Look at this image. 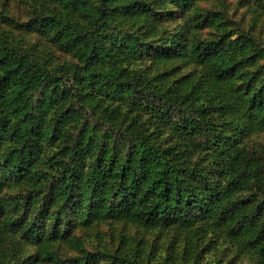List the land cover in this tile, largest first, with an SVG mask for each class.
Here are the masks:
<instances>
[{
	"label": "trees",
	"instance_id": "1",
	"mask_svg": "<svg viewBox=\"0 0 264 264\" xmlns=\"http://www.w3.org/2000/svg\"><path fill=\"white\" fill-rule=\"evenodd\" d=\"M32 1L44 5L48 0ZM66 1L67 9L47 16L45 27L55 33L60 44L78 45L85 58L95 51L97 34L103 37L118 35L123 32L121 25L140 24L149 35L161 34L153 20L158 6L154 2L114 0L118 9L114 17L99 6L92 20L82 24L76 17L77 20L68 17L67 10L69 13L83 12L89 0ZM159 1L160 4L166 1L185 6L190 2ZM185 39L173 35L166 38V44L161 47L157 42L151 46L144 44L151 52L152 67L157 69L151 80L132 82L120 73L114 74L112 68L95 72L86 69L85 73L94 82L131 91L137 102L157 110L163 119L176 121L182 137L193 141L195 149H222L223 140L216 139L210 126L212 111L221 107L236 109L240 125L247 122L251 133L258 129L264 134V86L253 83L244 72V65H252L264 49L247 56V44H240L238 39L229 36L192 43H186ZM133 51L139 52L136 45ZM32 63L31 56H18L13 50L0 55V139L7 138L20 147L17 153L1 162L5 179L18 182L32 171L31 166L39 160L45 147L55 144L59 147L50 157L53 173L47 180L41 212L35 222L29 225L26 217L19 215V203L14 208L19 216L10 217L6 229L15 233L28 225L29 239L40 243L43 237L42 228L38 226L41 217L54 208L65 213L71 208L77 209L87 225L101 220H124L157 229L212 221L215 225L226 226L232 237L247 234L249 244L259 247L264 258L263 159L242 156V151L236 156L228 152L226 157H232L223 165L215 159V167L226 173L227 180L222 184L210 180L212 177L205 172L206 167L185 163L174 154L170 144L152 141L140 129L133 132L115 129L110 122L85 117L80 130L63 132L66 119L72 115L81 117L80 105L84 109L88 107L81 99L83 86L64 84L63 78L57 77L55 72H43ZM16 81L21 87L18 96L12 99L9 90ZM69 95L75 99L69 108L60 110L56 120L48 119L50 103L70 98ZM90 125L93 128L88 134L86 130ZM97 129H102L103 133L95 139L93 135ZM260 157L263 158L264 153ZM215 192L220 195L227 192L228 199H216ZM50 247L41 250L44 259L54 264H81L85 258L98 263L101 255L88 252L82 257L63 260ZM115 261L137 264L127 255H116Z\"/></svg>",
	"mask_w": 264,
	"mask_h": 264
},
{
	"label": "rangeland",
	"instance_id": "2",
	"mask_svg": "<svg viewBox=\"0 0 264 264\" xmlns=\"http://www.w3.org/2000/svg\"><path fill=\"white\" fill-rule=\"evenodd\" d=\"M146 1L158 5L153 20L160 35H149L140 24L121 25L123 32L118 35L103 37L97 34L95 51L85 58L78 45L60 44L55 33L45 27L47 16L56 10L67 9L66 0H48L44 5L32 0H0V55L13 50L18 56H31L35 68L55 72L57 77L63 78L64 84L83 86L81 99L88 103V107L84 109L80 105L82 116L67 118L62 125L63 132L80 130L85 117L100 118L113 124L115 129L132 132L140 129L152 141L170 144L174 154L185 163L206 167L205 172L210 174L211 181L224 184L226 173L215 167V159L223 165L242 151V156L252 155L254 159L264 160L260 157L264 153V134L258 129L251 133L247 122L240 125L236 109L221 107L212 111L210 126L216 139L223 140L221 150L217 147L195 149L193 141L182 137L176 121L163 119L157 110L137 102L136 96L127 89L94 82L85 71L112 68L114 74L120 73L132 82L136 79L151 80L157 69L149 60L151 52L147 45L157 42L159 47L164 46V40L173 35L184 36L186 43L229 36L238 39L240 44L245 42L249 56L264 49V0H190L187 6L166 1L160 4L159 0ZM99 6L106 8L111 17L118 13L114 0H89L83 12L69 13L67 10V16L84 24L92 20ZM141 44L147 45L141 48ZM134 45L138 47V53H134ZM113 50H116L115 55ZM244 72L249 74L248 78H252L253 83L264 86V52L255 57L252 65H244ZM20 87L17 81L11 84L9 92L12 99L18 96ZM69 96L50 103L48 119L56 120L60 110L69 108L75 100ZM92 128L93 125L87 127L88 134ZM102 133V129H97L93 136L97 139ZM58 147L59 144L45 147L39 160L31 166L32 171L12 183L5 179L1 162L17 153L20 147L7 138L0 139V203L5 206L3 209L0 205V264H54L43 257L41 248H48V245L63 260L82 257L88 252L106 254L98 256V263L85 258L81 264H121L114 262L116 255H127L131 262L137 264H264L260 248L249 244L247 234L232 237L226 226L215 225L212 221L157 229L124 220H101L87 225L77 209L71 208L65 213L54 208L41 217L42 222L38 226L42 228L43 237L40 243L29 239L28 225L20 232H11L5 227L10 217L24 216L27 224L31 225L41 212V198L46 192L50 173H53L50 171V157L57 153ZM228 152L232 156L226 157ZM213 196L226 201L229 194L215 192ZM19 203L18 215L14 208Z\"/></svg>",
	"mask_w": 264,
	"mask_h": 264
}]
</instances>
